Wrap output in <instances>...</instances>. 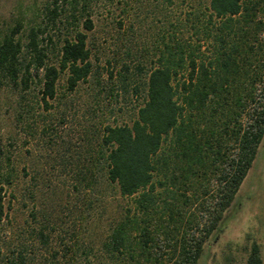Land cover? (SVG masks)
<instances>
[{
	"label": "trees",
	"instance_id": "obj_1",
	"mask_svg": "<svg viewBox=\"0 0 264 264\" xmlns=\"http://www.w3.org/2000/svg\"><path fill=\"white\" fill-rule=\"evenodd\" d=\"M93 2L45 0L40 21L8 25L0 34V77L20 92L33 85L45 105L61 73L69 90L86 81ZM182 20L188 38L174 27L148 67L135 65L143 83L132 85L141 102L131 122L102 127L98 155L106 179L131 205L98 245L83 249V260L71 255L67 264H198L256 162L264 143V0H193ZM121 68L129 87L121 73L129 64ZM2 180L11 184V173ZM39 236L47 241L43 231ZM2 264L30 261L20 249ZM244 264H263L257 242Z\"/></svg>",
	"mask_w": 264,
	"mask_h": 264
},
{
	"label": "rangeland",
	"instance_id": "obj_2",
	"mask_svg": "<svg viewBox=\"0 0 264 264\" xmlns=\"http://www.w3.org/2000/svg\"><path fill=\"white\" fill-rule=\"evenodd\" d=\"M44 3L0 0V34L17 19L40 21ZM192 5L193 0H94V27L87 31L91 73L74 90L61 73L47 105L33 85L20 92L0 77V181L7 172L12 181L0 182L6 212L0 219V264L20 249L30 264H67L71 255L83 260V249L98 245L131 205L132 198L119 195L106 179L98 155L102 127L131 122L141 102L132 85L143 83L135 65L148 67L161 36L174 27L178 36H190L182 19ZM49 55L55 62V51ZM123 62L129 64L121 72L129 87L118 74ZM255 161L198 264H244L253 241L264 264V143ZM95 256L93 251L90 258Z\"/></svg>",
	"mask_w": 264,
	"mask_h": 264
}]
</instances>
